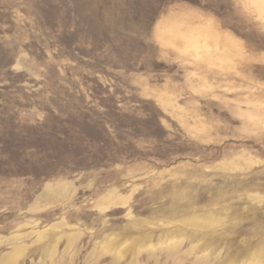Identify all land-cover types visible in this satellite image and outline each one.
<instances>
[{"label": "rangeland", "instance_id": "1", "mask_svg": "<svg viewBox=\"0 0 264 264\" xmlns=\"http://www.w3.org/2000/svg\"><path fill=\"white\" fill-rule=\"evenodd\" d=\"M0 264H264V0H0Z\"/></svg>", "mask_w": 264, "mask_h": 264}]
</instances>
